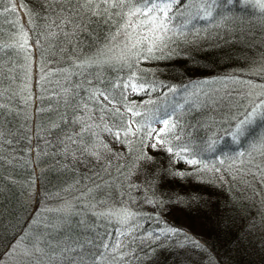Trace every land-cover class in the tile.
I'll list each match as a JSON object with an SVG mask.
<instances>
[{
  "label": "trees",
  "instance_id": "1",
  "mask_svg": "<svg viewBox=\"0 0 264 264\" xmlns=\"http://www.w3.org/2000/svg\"><path fill=\"white\" fill-rule=\"evenodd\" d=\"M190 2L174 7L184 16L173 26L192 22L177 27L173 41L153 53L159 58L134 57L129 68L124 60L102 59L123 23L120 17H93L79 7L82 0H0V252L8 249L3 245L9 236L11 244L45 249L38 261L25 257L22 264H53V255L65 247L77 250L76 264L81 257L82 264H194L195 259L202 260L197 264H264V223L249 224L264 214V150L247 149L264 129L253 126L240 145L231 144L225 132L247 99L234 77L264 84V74L237 71L262 46L264 13L237 0L230 5L219 0L213 17L195 22L197 8L185 9ZM25 36L28 45L20 51L15 45ZM12 56L29 64L27 93L19 88L21 64ZM50 61L67 68L63 77L51 76ZM132 73L138 84L155 90L125 93L113 87ZM172 87L176 93L165 97ZM97 90L135 104L144 114L137 118L141 123H148L157 107L181 105L176 116L186 130L184 140L194 147L217 140V147L178 159L166 147L152 148L154 137L117 140L102 131L113 119L107 113L100 119L107 102L89 98ZM150 100L157 103L145 106ZM78 117L84 119L77 122ZM116 120L113 133L119 129ZM189 158L201 163L189 165ZM203 164L212 170L197 172ZM181 172L190 175H174ZM123 210L135 217L127 224L119 222ZM109 211L116 215H99ZM168 228L180 231L159 240L148 235ZM117 240L124 247L116 252L102 246Z\"/></svg>",
  "mask_w": 264,
  "mask_h": 264
},
{
  "label": "snow or ice",
  "instance_id": "2",
  "mask_svg": "<svg viewBox=\"0 0 264 264\" xmlns=\"http://www.w3.org/2000/svg\"><path fill=\"white\" fill-rule=\"evenodd\" d=\"M224 2L230 5L233 3V0H224ZM237 2L243 6H251L254 9L258 8L262 13H264V0H237ZM180 3L181 0H82L79 7L85 13L90 12L93 17H103L105 15H107L109 19H111L113 15L120 17L123 23L119 25L117 33L112 37V39H116L117 36L123 33L126 41L125 47L128 49L129 55L135 58L148 59L159 58L153 56V53L167 47L168 43L173 41L176 36L177 27L187 25L192 22L191 20L184 19L182 25L173 26L176 19L184 16V12H173L174 7ZM193 6L197 8V14L193 17V19H208L213 17L214 10L220 6V3L219 0H191L189 4L185 5V8ZM62 23H67V21H62ZM27 45L28 39L25 36L22 38V43L15 45V47L20 51H24ZM120 59L124 60V63L131 68V64H128L127 59L123 57ZM89 62L110 63V61L96 60H90ZM137 79L136 74L132 73L128 80L124 81L122 85L118 82L113 87H122L125 93L129 88L132 92L136 93L140 91L147 92L155 90L154 88L149 90L143 84H138ZM176 91L177 89L170 88L169 92L165 93V97L176 93ZM257 95L264 97V93H259ZM101 97L107 102V104L103 105L100 109L102 113L100 119H106L104 113L111 115L113 119V124L109 125L108 123H105L102 131L109 132L114 135L117 140L121 139V135L125 137L128 135H141L144 139L154 137L156 142L151 144L152 148L155 149L158 146L166 147L167 152L174 154L178 159H185L186 156H192L199 151H215L216 144L218 143L217 140H211L210 142H205L202 145L195 147L191 141L184 140V132L186 130L180 124L179 117L176 116L178 109L182 107L181 105L157 107L156 111L149 115L148 123H141L137 118L142 117L144 114L135 110L137 107L135 104H122L121 101L117 100L111 93L100 90L91 93L89 98L96 103H99ZM123 99L126 100L127 96L124 95ZM156 103V101H146L145 106ZM109 105H111V107H109ZM121 108L124 110L122 111ZM87 109L88 106L84 105L83 110L87 111ZM126 113L131 114V120H126ZM174 116L176 117L175 119ZM117 117L120 118L119 129L113 133L112 129L117 124ZM83 119L84 117H78L77 122ZM88 119H91V117H88ZM156 123L162 125L159 130L152 127V124ZM133 125H135V129L133 128ZM257 125L260 129H264V98L260 99L259 102L255 103L249 111L244 113L243 119H240L236 123L235 130L229 128L225 130V132L227 136L231 137L232 143H239L240 138L245 136L246 133H250L253 126ZM91 127L92 125H88L87 127L82 128L81 132L88 131ZM257 139L259 143H253L251 145L252 149L254 151L264 150V132H261ZM75 142L76 141L73 140V143ZM174 144L175 146H173ZM101 147L107 149V145H101ZM90 154L95 156L97 159H100L98 152H91ZM262 154H264V151H262ZM238 155L243 156V153H239ZM143 159L150 160L151 158L145 156ZM186 163L189 165H198L201 162L196 159L189 158L186 159ZM220 163L223 164L224 160H221ZM204 170L211 171L212 169H210L207 164H203L202 167L196 169L197 172ZM220 170V168H215L216 172H220ZM174 175L184 176L190 174L181 172L175 173ZM99 215L104 217L116 215V213L109 211L99 213ZM134 218L133 213L123 210V215L119 217V222L127 224L129 220ZM179 231L180 230L178 229L168 228L155 234L150 232L148 235H155V238L159 240L161 238L174 235ZM89 243L91 242L89 241ZM102 246L104 249L111 252H116L118 249L124 247L119 240H117L114 246H110L107 241H102ZM32 251H40V249L34 245L32 250L27 248L24 249L23 254L25 256H30ZM76 252L77 250L74 248L65 247L61 249L59 255H53L52 262L53 264H57V262H59V264H76L77 256L73 255ZM123 255H127V253H124ZM101 259H103L102 253L96 257L97 261ZM80 264H82V257L80 258Z\"/></svg>",
  "mask_w": 264,
  "mask_h": 264
},
{
  "label": "rangeland",
  "instance_id": "3",
  "mask_svg": "<svg viewBox=\"0 0 264 264\" xmlns=\"http://www.w3.org/2000/svg\"><path fill=\"white\" fill-rule=\"evenodd\" d=\"M250 8H251L250 10L251 11L253 10L255 13H258V11H260L258 8L254 9L251 6H250ZM201 15H202V13H201ZM192 20H195V22H197L198 20H202V19H192ZM202 26H201V28H202ZM195 30L196 29L194 28V31ZM121 37H123V38L121 39ZM125 43H126L125 37L122 34L117 36L116 39H114L113 43L109 44V46L104 50V57H102V59L118 60V61L123 62V60L120 59L121 57H123V58L128 60L130 55L128 53V49L125 47ZM260 44H262V46H260L258 50L254 51L253 54L249 55L248 64L244 68L239 69L237 71L251 73L254 75H263L264 74V29H263V40H262V42H260ZM20 70H21V72L17 76L18 85H19V88L24 93H27V92H29V88L31 87V78L29 77V74H30L29 69L21 67ZM234 79L239 81V83L235 84L236 87L239 89V91L242 94L246 93V97H247L246 101L244 102V105L242 106L241 113L236 115L237 117H236L235 121L237 123L240 119H243L244 113L246 111H249L250 108L255 105V103H258L260 99L264 98V97L257 95L259 93H264V84L252 82V79L250 77L242 79V78L236 76V77H234ZM235 125L233 126L232 130H235ZM257 137L255 138L256 141L254 143L257 142V140H258ZM229 138H230L231 144L240 145L241 140H243V137H241L239 143H232L231 137H229ZM247 147H248L247 149L249 151H254L252 149L251 145H249ZM251 173L253 175H255L256 170L251 169ZM234 176L239 177L238 174H235ZM238 179L240 180V178H238ZM244 181L245 180L242 178L240 181L241 184H243ZM256 201H258V200L255 199L254 202L257 203ZM254 202H253V204H254ZM258 216L259 217H257V216L254 218L252 217L253 222H249V224H252L254 226H256V225L261 226V224L264 223V214L263 215L260 214ZM260 226H258L256 228H258V230H259ZM257 234H258V231H256V236H257ZM24 249H26V247H24L23 245L18 244L16 242L10 248L2 250L0 252V264H22V262H23L22 259H25V257H27L28 260L29 259H34V260L37 259V261H38L39 257L42 258V256L40 255V251H32V254L30 256H25L23 254ZM29 250H32V249H29ZM195 260L196 261L194 262V264H197L198 262L202 261L200 259H195ZM225 264H226V262H225ZM227 264H231V262L228 261Z\"/></svg>",
  "mask_w": 264,
  "mask_h": 264
},
{
  "label": "bare ground",
  "instance_id": "4",
  "mask_svg": "<svg viewBox=\"0 0 264 264\" xmlns=\"http://www.w3.org/2000/svg\"><path fill=\"white\" fill-rule=\"evenodd\" d=\"M4 46H5V44H4ZM2 52L3 51H0V56H1ZM11 58H13V56ZM0 59H2V58H0ZM13 59H14L13 62L21 64L20 67H23V68H28L29 67V64H28L27 60H24V62H22V61H19V59H17V57L16 58L14 57ZM133 60H134V57L130 56L127 61L128 62H132ZM72 62H76V61H72ZM48 64H49V68L47 70L50 71L51 76H53L54 78H57V79L63 77V73L65 72V69L67 70V68H64V67L61 66L62 64L59 65L56 62L52 63V61H50ZM45 73H47V71ZM46 77H48V76H46ZM172 88H175V87H172ZM175 89H177V88H175ZM44 96L46 98H49V97H51V94H50V92H46L44 94ZM241 143L242 142H240V144ZM6 239L9 242V244L8 243H4L3 247L6 248L9 245L8 248H10L11 246H13V244L10 243L12 241V239L9 236H7ZM40 250H41L42 253L45 252L44 247H42V248L40 247ZM28 264H30V263L28 262Z\"/></svg>",
  "mask_w": 264,
  "mask_h": 264
}]
</instances>
